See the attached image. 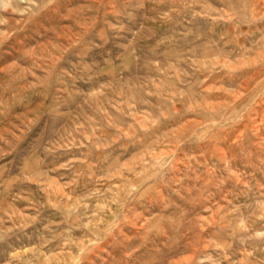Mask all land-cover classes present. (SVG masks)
<instances>
[{"label": "rangeland", "instance_id": "rangeland-1", "mask_svg": "<svg viewBox=\"0 0 264 264\" xmlns=\"http://www.w3.org/2000/svg\"><path fill=\"white\" fill-rule=\"evenodd\" d=\"M0 264H264V0H0Z\"/></svg>", "mask_w": 264, "mask_h": 264}]
</instances>
